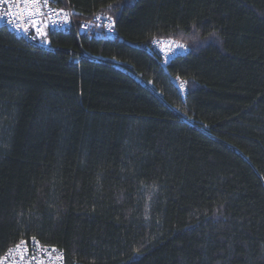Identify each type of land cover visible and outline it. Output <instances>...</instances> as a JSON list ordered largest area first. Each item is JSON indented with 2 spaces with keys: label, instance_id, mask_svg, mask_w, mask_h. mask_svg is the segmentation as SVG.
I'll return each instance as SVG.
<instances>
[{
  "label": "trees",
  "instance_id": "16d2710c",
  "mask_svg": "<svg viewBox=\"0 0 264 264\" xmlns=\"http://www.w3.org/2000/svg\"><path fill=\"white\" fill-rule=\"evenodd\" d=\"M58 1L116 37L0 28V257L264 264V0Z\"/></svg>",
  "mask_w": 264,
  "mask_h": 264
},
{
  "label": "built area",
  "instance_id": "2783aa9c",
  "mask_svg": "<svg viewBox=\"0 0 264 264\" xmlns=\"http://www.w3.org/2000/svg\"><path fill=\"white\" fill-rule=\"evenodd\" d=\"M36 7L40 10L30 15ZM2 26L43 48H51V32L75 30L87 34L90 39H112L116 36L115 22L107 15L97 14L79 21L70 4L63 5L58 0H40L39 5L32 4L31 0H0V27ZM177 44L184 43L162 37L154 39L151 47L159 52L163 64H167L171 58L189 51L186 44V47H177ZM182 86L186 87V83ZM7 250L0 257V264H65L61 248L44 244L37 238L24 239L19 245Z\"/></svg>",
  "mask_w": 264,
  "mask_h": 264
},
{
  "label": "bare ground",
  "instance_id": "6f19581e",
  "mask_svg": "<svg viewBox=\"0 0 264 264\" xmlns=\"http://www.w3.org/2000/svg\"><path fill=\"white\" fill-rule=\"evenodd\" d=\"M68 2H64V3H62L63 5H65V4H67ZM97 14H104V15H107V14H105V13H97ZM97 14H95V15H97ZM95 15H93V16H95ZM92 16V17H93ZM91 17V18H92ZM107 17L109 18V19H111V20H113V18L110 16V15H107ZM88 19H90V18H88ZM78 20V19H77ZM83 20H87V19H83ZM79 21H81V20H79ZM114 21V20H113ZM2 27H4V26H2ZM1 28V27H0ZM4 28H6V29H8L7 27H4ZM10 32H12L13 34H15L13 31H11V29H8ZM15 35H17V34H15ZM18 36V35H17ZM19 37V36H18ZM116 37V36H115ZM92 39H101V40H107V39H110V38H105V37H99V38H97V37H93ZM183 43V42H182ZM185 44V43H184ZM189 48V47H188ZM153 49V48H152ZM155 50V49H154ZM158 54H159V52L157 51V50H155ZM159 56H160V54H159ZM160 59H161V56H160ZM161 63H162V65H163V59H161ZM174 81L175 82H177V80L176 79H174ZM183 83H186V82H181V84H183ZM24 239H22L21 241H19V242H17L16 244H14V245H12V246H10L9 248H8V250L11 248V247H15V246H17V245H19L22 241H23ZM39 240V239H38ZM7 250V251H8ZM4 254V253H3ZM2 254V255H3Z\"/></svg>",
  "mask_w": 264,
  "mask_h": 264
},
{
  "label": "snow or ice",
  "instance_id": "6c2138e0",
  "mask_svg": "<svg viewBox=\"0 0 264 264\" xmlns=\"http://www.w3.org/2000/svg\"><path fill=\"white\" fill-rule=\"evenodd\" d=\"M40 0H31L32 4L39 5ZM28 9H25L27 11ZM40 9L39 7H36L34 11L30 12V15H34L36 12H38ZM177 47H186L184 44H177Z\"/></svg>",
  "mask_w": 264,
  "mask_h": 264
}]
</instances>
